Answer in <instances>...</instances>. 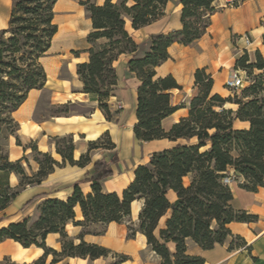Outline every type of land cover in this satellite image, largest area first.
I'll list each match as a JSON object with an SVG mask.
<instances>
[{"label":"trees","instance_id":"16d2710c","mask_svg":"<svg viewBox=\"0 0 264 264\" xmlns=\"http://www.w3.org/2000/svg\"><path fill=\"white\" fill-rule=\"evenodd\" d=\"M167 1L104 0L102 4L80 1L91 20L86 39L95 44L87 49L88 59L76 64V73L83 91L96 95L100 109L109 116L106 99L116 83L113 61L119 54L129 53L128 68L140 80L134 136L140 141L165 138L174 144L152 152L146 162L138 164L133 170V179L121 194L105 193L101 189L102 180L113 173L110 162L117 160L113 156L110 161L93 162L94 171L86 179L91 183L89 193L84 194L76 182L67 199H40L34 213L0 228V240L8 237L23 247H41L43 255L29 263L6 264H44L48 254L53 256L51 264L65 256L90 259L111 256L114 260L109 264H121L126 259L125 255L105 246L84 241L82 233L75 242L65 230L68 222L85 226L127 220V237L142 233L150 249L161 257L162 264H202V257L188 252L190 242L202 249H210L216 243L227 242L228 249L245 244L243 237L232 233L229 223L252 221L256 216L232 206L233 193L224 177L232 175L229 171L232 168L240 187L250 191L264 187V79H256L243 88L241 97L224 98L211 92V76L203 69H196L197 93L190 99L187 115L165 130L162 119L183 106V103H172L170 90L181 86L171 75L156 77L154 68L168 58L170 44L189 45L204 34L214 10V0H178L182 4L181 29L150 34L145 41L136 43L125 28V18L130 19L134 29L151 24L163 16ZM55 2L12 0L8 27L4 30L10 36L5 39L0 34V115L4 113L0 120L12 124L11 132L18 129L12 112L30 89L45 84L46 74L39 58L57 31ZM97 39L103 41L98 43ZM246 60V54L241 55L236 60L237 66H244ZM246 67L262 69L264 59L257 54L256 62ZM227 102L236 108L225 107ZM235 120L249 125L237 128ZM54 141L63 162L78 166L88 162V153L73 159L71 136H56ZM97 143L92 142L89 147ZM30 147L36 152L34 160L39 165L31 175L26 173L20 160L10 161L0 156V210L20 189L41 183L60 165L48 152L36 151L35 145ZM10 172L18 176L15 187L7 182ZM134 200H140L141 206L136 220L130 221ZM75 205L80 208L82 220H75ZM51 232L59 233L60 251L46 245V236Z\"/></svg>","mask_w":264,"mask_h":264},{"label":"crops","instance_id":"0c3cea01","mask_svg":"<svg viewBox=\"0 0 264 264\" xmlns=\"http://www.w3.org/2000/svg\"><path fill=\"white\" fill-rule=\"evenodd\" d=\"M225 1L214 0L212 2L214 10L209 15V24L204 34L189 45L179 42L170 44L167 48L168 58L154 68L156 77L171 75L181 86V89L170 90L174 105L180 104V102H174L176 93H183L184 96L183 106L162 119L161 124L165 130L187 115L190 99L197 93V86L194 84L196 69H203L211 76L212 93L225 96L222 93L224 90L222 83L229 75L227 67L233 66L236 59L242 55L237 45L240 47L243 45L235 44L234 36L250 34L252 43L246 50L248 52L251 50L254 58L255 54H258L264 59V36H262L261 27L264 0H237L231 5H225ZM93 2L102 4L104 0ZM181 8L182 4L178 0H168L163 16L156 21L134 29L127 17L125 28L136 43L145 41L150 34L179 30L182 27ZM11 9L12 0H0V34L8 33H4V30L8 27ZM53 9L54 19L61 12L64 13L62 15L64 21L75 19L73 9L80 11L85 15L86 27L81 29L82 32L79 34L81 43L76 48L78 51L73 58L74 62H71L66 56V49L70 47V43L78 34L74 30L63 41L55 40L54 36L59 32L57 26L49 48L40 57V63L46 74L44 86L30 89L24 101L12 112L13 119L18 123L16 135L19 143H15V137H13V142L8 143V159L10 161L20 160L26 173L31 175L39 168L38 163L30 155L32 152L30 146L35 145L36 151L48 152L60 165L55 166L41 183L26 185L19 190L16 197L3 210H0V216H3L0 219V228L9 222L32 214L30 209H34L36 203L43 197L67 199L72 194L76 182H79L78 185L84 194L89 193L91 183L86 179L93 173V162L96 160L110 161L113 156H117L116 161L110 162L113 173L102 180L101 189L105 193L121 194L133 179L134 168L148 160L132 164V168L128 171L129 177L122 171L120 165L127 164L128 160L130 161L136 155L138 151L136 143H152L165 139L140 141L134 136L133 126L137 122L135 114L137 88L140 80L128 68L129 53H121L113 61L116 83L106 99L109 116L100 109L96 95L83 91L82 82L76 73V64L88 59L87 49L95 44L86 39L91 30V20L87 17L84 6L75 5L71 0H56ZM101 41L103 39H97L96 42ZM63 69L71 74L70 77L61 75ZM46 104L55 108L68 105L70 111L49 113L45 111ZM72 107L77 108L72 109ZM127 111L128 119L126 120ZM248 125L246 121H234V126L237 128H247ZM124 126H127L129 131L128 141L123 138L122 127ZM64 135L72 137L74 160L88 153L89 160L86 164L78 166L71 165L67 161L63 162L61 155L56 152L54 138ZM92 142L99 143L90 148L89 145ZM169 142L174 144L172 141ZM170 146L152 150L149 155ZM229 171L233 174L232 168H229ZM8 177L11 187L18 185V176L14 172H10ZM230 188L233 193L232 206L256 216V219L252 221H231L229 223L232 233L243 237L245 244L238 248L228 249L227 242L216 243L210 249H202L190 242L188 252L202 257L204 261L202 264H264V187L250 191L235 183L230 184ZM29 200L34 201L26 203ZM140 206L141 201L134 200L131 203V214L135 211L137 216ZM74 211L75 220H82L78 205L74 206ZM98 225L100 229H96ZM65 230L75 242L79 241L78 236L82 233L84 241L105 246L112 252L125 255L126 259L121 264H162L161 257L150 249L142 233L137 232L134 237H127V220L110 221L107 224L91 223L85 226L68 222ZM59 237V233H48L45 239L46 245L60 251ZM190 246L194 248L190 250ZM43 253V249L35 245L23 247L19 242L8 237L0 240V264L33 262ZM52 257L48 254L44 258V264H51ZM105 260L104 257L90 259L65 256L59 257L52 264H94L99 261L106 262Z\"/></svg>","mask_w":264,"mask_h":264},{"label":"rangeland","instance_id":"374dc122","mask_svg":"<svg viewBox=\"0 0 264 264\" xmlns=\"http://www.w3.org/2000/svg\"><path fill=\"white\" fill-rule=\"evenodd\" d=\"M74 2L75 5H79L80 1H84V0H71ZM92 1V0H91ZM93 1H103V0H93ZM114 1H119V0H114ZM73 13H74V17L75 19H70L67 21L62 20V15H64V13L59 12L56 16V18L54 19V22L57 24L58 26V30H60L61 27H64L63 25H65L66 28L72 29V31H76V34H78L76 37H74V39L72 40V42L70 43V47L68 49H66V56L68 57L69 61L74 62L73 58L75 57L76 53H73V51H78L76 50V48H78L80 46L81 43V38L79 36V34H81V29L86 27V22H85V15L83 13H81L78 10L73 9ZM127 18V17H126ZM10 36V33L8 32L6 35H4V38H8ZM238 48V47H237ZM240 51L243 54H246V62L244 66H237L236 61L234 63L233 66H229L228 68V72H232L234 69L236 68H240L243 70L247 71V75L246 78H244L243 80V86L241 88H239V92L236 94H232L230 93V91L224 86V82L222 83V87L224 88V90H222V93L225 94V96L222 97H229L231 99L241 97L242 94V90L243 88H245L246 86H249L250 84H252L256 79H264V68L262 69H258L256 67H246L247 64H253L256 62L257 59V55L255 54V58L253 57V52L251 50H249V52L246 49H240ZM252 58V61H251ZM41 58H39L40 61ZM237 60V59H236ZM63 77H70V73L66 71V69L62 70V74ZM264 84V82H263ZM183 93H176L175 95V99L174 102L176 103H183L184 100V96L182 95ZM250 98V96L248 97H244L243 99H247ZM225 107L227 108H236V105L230 102L225 103ZM77 107H72V109H75ZM80 109V108H79ZM45 111L49 112V113H67L68 111H70V108L68 105H63L61 107H49L47 104L45 105ZM4 113H2L0 116H3ZM125 119H128V111L126 112V116ZM166 126V123H165ZM14 128H12V124H8L5 123L4 121L0 120V156L2 157H6L8 158V143L13 142V137H15V143H18V138L16 135V132H11ZM128 128L127 126L122 127V134H123V138L125 141H128ZM173 143L167 141V140H161V141H157V142H152V143H141L138 142L136 143V147H137V153L134 157H132V159L128 162L127 164H121V169L123 172L126 173L127 177H129V172L130 169L132 168V164L134 165V163L136 162H142L148 159V155L152 150L155 149H159L162 148L164 146H170ZM30 155H32V157L34 158L36 156V152L32 151L30 153ZM41 159H43L42 156H39ZM131 163V164H130ZM233 175V174H232ZM234 176V175H233ZM127 180V179H126ZM125 180V181H126ZM7 182L9 183V177L7 176ZM19 182V179H18ZM235 183L238 184V180L235 179L234 177V182H231V185H234ZM32 203V202H31ZM30 207V206H29ZM35 207L34 209H30V213H34ZM136 213L134 211L133 214H131L130 216V221H135L136 220ZM129 223V221H127V224ZM101 227L98 225L96 226V229H100ZM194 247L190 246V250H192ZM114 260L113 257L108 256L106 258V262H102L99 261L97 263L94 264H105V263H110Z\"/></svg>","mask_w":264,"mask_h":264},{"label":"built area","instance_id":"2783aa9c","mask_svg":"<svg viewBox=\"0 0 264 264\" xmlns=\"http://www.w3.org/2000/svg\"><path fill=\"white\" fill-rule=\"evenodd\" d=\"M235 2H237V0H226L225 5L226 4L231 5ZM261 27H262V36H264V15L261 20ZM233 40L235 44L241 43L243 45L242 47L237 45L239 49L242 48L246 49L252 43V38L248 33L236 35L234 36ZM246 75H247V71L240 68H236L229 73V75L226 77L224 81V86L230 91L231 95L234 93L237 94L239 92V88L243 86V80L244 78H246ZM224 182L230 185L231 182H234V176L229 175L224 177Z\"/></svg>","mask_w":264,"mask_h":264},{"label":"bare ground","instance_id":"6f19581e","mask_svg":"<svg viewBox=\"0 0 264 264\" xmlns=\"http://www.w3.org/2000/svg\"><path fill=\"white\" fill-rule=\"evenodd\" d=\"M64 27H61L58 34L56 36H54V39H61L62 41L64 40V38L66 36L69 35L70 32H72V29L66 28L65 25H63ZM85 32V31H84ZM53 72V71H52ZM23 124V123H22Z\"/></svg>","mask_w":264,"mask_h":264}]
</instances>
